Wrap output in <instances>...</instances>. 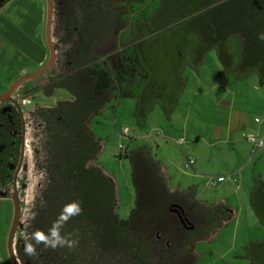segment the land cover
I'll list each match as a JSON object with an SVG mask.
<instances>
[{
  "label": "trees",
  "instance_id": "1",
  "mask_svg": "<svg viewBox=\"0 0 264 264\" xmlns=\"http://www.w3.org/2000/svg\"><path fill=\"white\" fill-rule=\"evenodd\" d=\"M10 1L0 0V10ZM53 1L52 34L60 72L44 90L51 94L56 88L67 89L72 100L33 113L41 126L36 165L44 183L28 217L24 246L34 230L47 232L62 206L72 201L80 202L82 213L64 225L61 235L71 234L69 238L78 243L56 249L41 244L36 256L18 245V260L21 264H197L196 243L229 221L230 211L171 191L160 163L138 148L123 155L130 158L136 201L129 218L119 219L113 179L94 164L101 140L91 129V119L113 98H135L138 116L159 100L171 113L178 96L165 98L149 91L154 84L149 58L162 48L176 47L179 54L178 94L186 85L184 69L198 68L210 50L216 51L231 77L257 75L264 83V40L258 38L264 34V0H119L111 12L105 0ZM60 9L64 17H58ZM159 10L163 14L151 27ZM116 20L126 27L111 33L115 39L111 55H99ZM251 202L264 227L260 180L254 184ZM173 205L191 228L170 211ZM33 213L35 219H30ZM246 250L252 264H264V239L249 243Z\"/></svg>",
  "mask_w": 264,
  "mask_h": 264
},
{
  "label": "rangeland",
  "instance_id": "2",
  "mask_svg": "<svg viewBox=\"0 0 264 264\" xmlns=\"http://www.w3.org/2000/svg\"><path fill=\"white\" fill-rule=\"evenodd\" d=\"M105 1L111 7L108 8V11L111 12L112 7L119 0ZM33 3L35 6H29ZM40 10L42 11V20L38 26L35 25L36 20L34 18L35 13ZM61 12L63 14H60ZM162 14V10L156 12L151 27L157 26L158 17ZM59 15L58 17H64V10L60 9ZM166 15L170 17V14ZM26 18L30 19L27 23ZM46 20V0H12L0 10V93L4 92V89H8L20 77L35 73L46 64L49 58V50L46 44ZM128 22L130 23V19ZM125 27L118 20L112 24L108 37L103 39L104 45L100 49L99 55L106 53L111 55V47L115 43L111 33L114 32V29L121 30ZM163 27L166 28L165 24ZM54 28L55 19L52 25V33ZM38 38L43 51L48 56L46 62L42 65L33 64L24 73L18 71L17 67L21 58L30 65L35 63L32 59L33 55L37 58L39 54L35 51L28 54V50L30 51L28 43H34ZM52 40L55 43V48L56 38L54 34H52ZM57 72L60 70L57 69L55 62L45 75L29 80L22 85L21 94L30 98V104L25 107L26 113L38 108H52L60 101L72 100L71 94L65 89L56 88L49 94V92L44 93L35 86L44 85L46 80L48 81L50 76L57 74ZM48 73L49 77H46ZM184 75L187 78L186 85L171 113H169L166 104L155 101L152 102L155 108H150L145 118L141 119L135 114L138 103L135 98H113L100 113L91 119V129L101 140L100 153L94 164L102 168L114 181L117 198L116 214L119 219L126 220L129 218L136 201L130 158L123 157L124 154L129 155L136 148L147 147L155 159L162 161L168 177L165 176L169 178L170 187L178 186L179 182L186 189L193 186L198 187L193 179L196 175L191 169L185 170L183 168L185 156L191 155L193 150L200 156L208 154L202 151L203 149L208 152L210 150L206 147V143L211 140L210 138L206 140L209 136L208 133L220 132L224 126L221 118L223 109L228 110L234 101L238 105L237 103L242 102L243 104L247 100L248 106H256H254L256 113L254 112L255 114H252L251 117L253 119L263 117L264 83L261 84L257 75L242 79L228 75L218 60L215 50L206 53L204 61L198 68L187 66L184 69ZM28 89L29 92L26 93ZM40 131L41 129H37L33 125L29 133V139L32 141L30 142L34 146L39 145ZM196 135L202 136V142L193 146ZM164 136H167L171 141ZM141 137L145 138L141 139ZM177 139L183 140L179 147L176 144ZM120 154L122 157H119ZM237 159L239 161V156ZM213 161L216 162L213 164ZM207 163L213 164L214 172L224 168L216 153H213ZM259 167L254 176L258 175ZM35 173L34 171L35 178L33 177L32 181L34 185L38 180V175ZM229 174L230 172L225 175ZM208 177L212 178L213 176ZM34 185L30 187V190ZM30 190L27 192V200H30ZM198 191L202 199L208 195V192L215 193L212 188L208 185L204 187L203 184L198 188ZM7 204V202H0V264H11L7 247L12 222L9 221L10 212ZM259 228L264 230V227ZM255 236L263 239L260 238L262 236L260 229L252 225L245 217L237 224L233 222L219 237L211 240H200L196 243L197 264H252L247 257L246 247L250 239L254 241Z\"/></svg>",
  "mask_w": 264,
  "mask_h": 264
},
{
  "label": "crops",
  "instance_id": "3",
  "mask_svg": "<svg viewBox=\"0 0 264 264\" xmlns=\"http://www.w3.org/2000/svg\"><path fill=\"white\" fill-rule=\"evenodd\" d=\"M29 6H35V4L33 3ZM41 12L42 11L40 10L35 13V25L39 26L40 21L42 20ZM29 21L30 19L26 18V23ZM28 46L30 47V51L28 50V54H30L32 51H35L39 54V56L36 58L35 55H33L32 59L35 63H32L31 65L24 62L23 58H21L17 70L22 73L27 72L33 64H44L48 58L41 47L39 38L35 40L34 43L29 42ZM160 47H165V44H162V46ZM153 54L155 55L149 58V63L150 65H152V67H154V74L152 75V81L154 82V84L153 88L149 89V91L154 89L156 93L159 92L161 96L165 98H176L177 96L179 98L180 93H177V83L179 82V75L175 70L180 68L181 63L177 49H167L166 51H164V48H162L161 50H156V53ZM158 102L160 104H163L160 100ZM235 103L236 102L234 101L232 106L228 107V110L223 109L221 118L224 126L221 128V131L208 133L209 136H207L206 140H208L209 138L211 140L206 143V147L211 150V152L209 150L210 154L207 150L203 149L202 152L205 151L208 153L206 156H200L195 150H193V153H191V155L185 156L183 168L185 170L191 169L192 172L196 175L193 179L198 187L193 186L186 189L182 187L181 182H179V185L174 188L170 187L169 178H167L168 176L166 174L165 168L163 167V163L162 161L156 159L157 162H159L162 166L164 174L167 176V182L171 191L192 194L194 200L204 206L226 207L230 211L231 216L229 221L223 224L222 227H220L215 233L211 234L205 240H211L216 238L217 236L219 237L221 233H224V231H226V228L228 226H230L233 222H236V224L239 223L240 220H242V218L244 217L248 221H250L252 225H255L256 227H258V229H260L262 234L260 238L264 239V230H262V228H259L263 226L256 216L251 202V193L255 182L257 180H260L264 184V148L259 150L254 155H251L249 153L251 143L247 139L248 136L252 135L255 138L264 140V108L263 117L261 116V119L256 121L257 117H255L254 119L251 117L252 114L256 113L255 105V107L248 106L249 102L247 100L243 104L242 102L237 103L238 105H236ZM136 107L137 108L135 114L137 115L138 103ZM153 108H155V106L152 105L151 109ZM145 116L146 113L144 116L143 114H141L139 118L144 119ZM94 135L96 136L95 133ZM164 137L171 141L167 136ZM143 138L145 137H141V139ZM182 141L183 140L181 139H177L176 144L178 145V147L181 145ZM199 142H202V136L196 135L193 146H196ZM139 149H143L144 151H147L149 154H151L150 150L147 147H142ZM188 151L190 150L188 149ZM213 153H216L217 158L219 159V161L221 160V164L222 166H224V168L218 169L216 172H214V170L212 169V166L216 161H213L212 165H209L207 163ZM237 156H239V161L237 159ZM190 157L194 158V163L191 166L186 167L187 159H189ZM258 166H260L259 173L258 175L254 176V173L257 170ZM236 171L240 173V177L238 178V186H235L231 182H217L214 187H210L212 188V190H214L215 193L208 192V195L204 199L201 198L198 188L201 187V184H203L204 187L208 185L207 180L210 178L208 176H223L229 172L230 174H234V172ZM263 239H259V237L255 236L254 241L250 239L249 243L258 242Z\"/></svg>",
  "mask_w": 264,
  "mask_h": 264
},
{
  "label": "flooded vegetation",
  "instance_id": "4",
  "mask_svg": "<svg viewBox=\"0 0 264 264\" xmlns=\"http://www.w3.org/2000/svg\"><path fill=\"white\" fill-rule=\"evenodd\" d=\"M52 2L54 4L53 0ZM56 75L53 74L50 79H55ZM47 76L49 77V73ZM50 79L46 80L44 85L35 86L46 93L44 88L48 82L51 83ZM21 88L22 86L16 89L9 99L0 100V202L8 203L10 223L14 216L15 202H19L21 207L19 224L13 242L15 251L18 245L24 248L28 217L44 183V176L36 165V157L39 155L40 148L38 145H32V141L29 139L32 126L35 125L37 129H41V126L39 120L33 115L36 109L28 113L25 112V107L30 104V98L21 94ZM8 89H4L0 95L6 93ZM34 171L38 175L35 185L32 183L33 177L35 178ZM32 185L34 187L30 190ZM29 190L30 200H27Z\"/></svg>",
  "mask_w": 264,
  "mask_h": 264
},
{
  "label": "clouds",
  "instance_id": "5",
  "mask_svg": "<svg viewBox=\"0 0 264 264\" xmlns=\"http://www.w3.org/2000/svg\"><path fill=\"white\" fill-rule=\"evenodd\" d=\"M259 39L264 40V34L258 36ZM259 120V118H257ZM82 208L80 202L72 201L62 206L57 218L52 222L51 227L47 232L36 229L29 234V242L25 243L24 251L29 256L37 255V247L43 245L45 248L56 249L57 247L73 248L78 241L70 239L71 234L61 235V229L73 217L80 215ZM30 219H35V213L32 214Z\"/></svg>",
  "mask_w": 264,
  "mask_h": 264
},
{
  "label": "water",
  "instance_id": "6",
  "mask_svg": "<svg viewBox=\"0 0 264 264\" xmlns=\"http://www.w3.org/2000/svg\"><path fill=\"white\" fill-rule=\"evenodd\" d=\"M46 3H47L46 44H47V47L49 50V58H48L46 64L43 66L42 69H40L39 71H37L35 73L24 75V76L20 77L18 80H16L13 84H11L9 89L7 90V92L0 95V100L9 99L11 94L16 89H18L20 86H22L25 82L44 75L52 67V65L55 62L56 50L54 48V43L52 40L53 2H52V0H46ZM114 186H115V184H114ZM177 208H178L177 206L173 205L170 208V211L173 213H176L179 216V218H181V222H182V224H184L186 226V228H191L188 226V224L184 223V220L181 217L180 211ZM20 211H21L20 204H19V202L16 201L14 204V216H13V220H12V224H11L10 233L8 236V247H7L8 256H9L11 264H20V262L18 261V259L16 257V251H15L14 246H13L14 237H15V234L17 231L16 229H17V226L19 224L18 221H19V217H20Z\"/></svg>",
  "mask_w": 264,
  "mask_h": 264
},
{
  "label": "built area",
  "instance_id": "7",
  "mask_svg": "<svg viewBox=\"0 0 264 264\" xmlns=\"http://www.w3.org/2000/svg\"><path fill=\"white\" fill-rule=\"evenodd\" d=\"M25 103V102H24ZM256 121H258L256 119ZM248 141L251 143L250 151L249 153L251 155H254L259 150L264 148V140L260 138H255L252 135L247 137ZM194 163L193 158L187 159L186 167L191 166ZM240 177L239 172H235L234 174H229L225 176H218V177H212L208 179V185L209 187H214L217 182H231L235 186H238V178Z\"/></svg>",
  "mask_w": 264,
  "mask_h": 264
}]
</instances>
